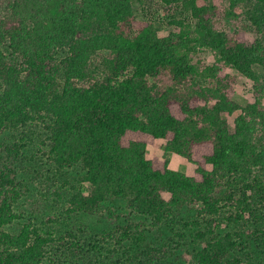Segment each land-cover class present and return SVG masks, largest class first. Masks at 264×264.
Returning a JSON list of instances; mask_svg holds the SVG:
<instances>
[{
  "label": "trees",
  "instance_id": "16d2710c",
  "mask_svg": "<svg viewBox=\"0 0 264 264\" xmlns=\"http://www.w3.org/2000/svg\"><path fill=\"white\" fill-rule=\"evenodd\" d=\"M0 264H264V0H0Z\"/></svg>",
  "mask_w": 264,
  "mask_h": 264
},
{
  "label": "rangeland",
  "instance_id": "374dc122",
  "mask_svg": "<svg viewBox=\"0 0 264 264\" xmlns=\"http://www.w3.org/2000/svg\"><path fill=\"white\" fill-rule=\"evenodd\" d=\"M213 2L217 5H224L226 4V0H213ZM134 11L136 13V17L139 19H150L152 18H162L160 13H158L156 10L151 9L148 10L140 8V6L136 3L134 5ZM146 11V12H145ZM222 22L224 21L226 24V28L229 29V31L237 30L236 23L237 21H229V18L224 17L221 18ZM155 20V19H154ZM201 59L205 62L207 65H219L220 66V72H222L223 66L216 60L215 56L209 52V51H203L200 53ZM213 84H227L226 92L231 95L232 98L238 102L241 106H245L248 102L252 101L253 94H252V88L251 83L248 81H245L243 78H238L236 82L230 83L228 79L221 80L218 83ZM232 84V85H229ZM224 118H226L228 121L230 120V117L227 114L223 115ZM167 140L165 139H154L151 144L146 146L145 155L147 158H158L159 160L168 159V166L176 171L182 172L186 175H192L195 169V165L191 162H189L185 156L172 151L170 146L166 144ZM167 197L168 195L165 194ZM73 219V218H72ZM75 229L76 227H85V229L88 231L93 226H95L97 223L95 220L91 219L90 216H76L73 219ZM104 224H101L102 226L97 227L95 231H105L110 229V225L105 221ZM73 225V224H72ZM86 231V232H87ZM91 233V232H90ZM168 234V233H167ZM180 259H182L181 255L179 256ZM183 260V259H182Z\"/></svg>",
  "mask_w": 264,
  "mask_h": 264
}]
</instances>
